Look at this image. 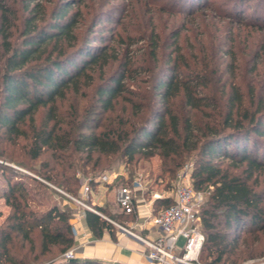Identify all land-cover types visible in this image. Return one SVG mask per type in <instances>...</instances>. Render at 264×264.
Listing matches in <instances>:
<instances>
[{"label": "trees", "instance_id": "trees-1", "mask_svg": "<svg viewBox=\"0 0 264 264\" xmlns=\"http://www.w3.org/2000/svg\"><path fill=\"white\" fill-rule=\"evenodd\" d=\"M41 1L0 0V145L7 143L0 157L42 180L2 167L9 180L2 198L10 212L2 222L0 214V264H105L61 258L74 248L75 236L67 210L58 205L48 184L78 198L83 187L79 168L83 175L89 165L96 172L118 158L138 163L154 157L172 178L193 157V188L211 189L200 210L205 237L200 262L246 264L264 259V192L259 186L264 175V59L257 54L248 70L234 47L226 50L222 45L220 56L204 51L202 44L192 58L179 42L184 28L172 32L176 49L167 56L160 53L161 32L148 42V64L161 65L148 80V105L139 101L145 99L142 95L124 97L129 92L126 81L137 74L135 57L127 51L125 61L115 58L119 70L97 85L88 109L77 104L63 113L59 103L67 92L79 89L92 67H108L111 56L108 48L95 47L79 34L84 15L73 12V5L47 8ZM207 6L205 0H179L171 10L196 19L205 15L202 9ZM253 25L264 31V19ZM145 41L133 39L129 46ZM122 102L130 105L134 120L105 118ZM46 109L37 122L36 115ZM11 147L20 154L9 152ZM45 152L50 159L37 171L30 162ZM96 179L89 180L92 188L99 185ZM173 202L160 199L153 208L163 211ZM94 209L115 220L102 208ZM85 220L95 239L114 229L89 210Z\"/></svg>", "mask_w": 264, "mask_h": 264}, {"label": "rangeland", "instance_id": "rangeland-1", "mask_svg": "<svg viewBox=\"0 0 264 264\" xmlns=\"http://www.w3.org/2000/svg\"><path fill=\"white\" fill-rule=\"evenodd\" d=\"M168 1H170V4H166ZM173 1L174 4L179 2V0H159L157 2L156 0H42L41 2L47 8H53L55 4L63 5L68 3L74 6L73 12L80 11L83 13L84 18L82 17L83 23L80 25L81 29L79 34L84 35V38L87 37L86 40L90 41L95 47L101 49L108 48L111 56L109 58V62H111L109 65H112H108L106 68L103 66L104 64L92 67L81 78L79 89L73 88L67 92L66 98L59 103L60 111L69 113L73 110L74 105L77 106V104L79 105V109H88L94 103L93 100L95 98L93 96L97 85L107 81L108 76L114 75V71L119 70L118 63H114L115 58H122L125 61L128 56L127 51H131L133 57H135L134 70L137 74H135V80L126 81L129 92H126L124 97L134 99L136 98V94L142 95L145 99L139 98V101L143 105H148L151 88L148 80H151L150 76L152 74H157L161 70L160 63L152 62L148 64L147 62L148 58L151 57V47L148 45V42L153 37H157L156 35L161 32L162 45L160 53L167 56L176 49V40L172 32L175 29L184 28L179 42L190 53L192 52V58L194 57V52L198 51L201 46L205 47L204 51L219 53L222 56L224 52L222 50L225 48H222L223 45L226 46V50L234 47L233 50L237 51L244 59L243 64H247L245 69L250 70L252 68L256 61L255 58L257 59L258 57L256 56L257 54L264 59V31L258 26L253 25L255 21H260V18L264 19V0H244L243 3L237 0V2L234 1V5L229 0H205V4L207 3L208 5L207 8L204 7L202 9L205 11V15L203 16L202 13H199L197 16H202L196 19L194 17H186L185 15L173 14L171 10L174 5L171 4ZM202 2L199 1L200 4ZM161 4L164 6L163 9L160 6ZM197 10L199 12L201 9L198 8ZM241 20L247 21L248 23H241ZM82 36L79 37L80 41ZM133 39H145L147 42L145 41V43L142 42L130 47L129 45ZM199 44L202 45L200 46ZM262 81L264 82V79ZM47 111V109L41 110L36 115L37 122L42 120ZM99 116L96 114L95 118L99 120ZM108 116H111V119H115V121L118 117H123L125 120H134V112L130 105L123 102L117 106L115 113L105 114V118H109ZM94 124L93 122L92 126ZM25 143L24 140L20 141L22 145ZM6 144L2 143L0 150L7 148ZM9 152L20 154L19 148L15 147H11ZM49 159L50 154L45 152L38 161L30 162V166L40 171L41 162H47ZM104 166L96 170V172H93L89 165L86 169L87 173L83 175L79 173L83 172V169L81 170L79 168L77 170L83 186L88 184L90 196L91 192H99V189L102 188L107 191V194H109V197L113 201L112 197L116 194L117 189L125 183L132 184L136 178H142L145 191L150 192L149 198H152L153 194L167 199L171 198L170 195L175 190L179 175H188L193 186L191 177L195 168V160L193 157L183 168L177 171L173 178L160 169V160L158 157H154L150 161L141 160L138 163H130L126 158H118L110 162L109 165H106L109 167ZM2 167L23 172L29 176H38L35 172L22 168L4 157H0L1 222L10 212V207L6 206L5 199L2 198V193L7 188L9 182ZM92 177H97L96 181L99 182L100 187L97 185L92 188L89 185V180ZM259 186L262 192H264V175L259 179ZM52 191L56 202L62 206L63 200L60 197H63L64 194L62 195L54 189ZM199 193L203 197V202H205L211 193V189L202 190ZM80 197L81 195L79 193L78 199ZM88 201L89 199L87 203ZM90 207L94 208L91 205ZM116 210L117 212H121L118 208ZM161 210V207H158L156 215ZM132 221H135L134 216L131 218L123 216L122 219L115 218L113 224L115 228L120 227L122 229L125 227L131 231L128 226L131 225L130 223ZM184 243V239H180L178 246L183 247ZM200 263L204 264L203 262ZM246 264H264V259L249 261Z\"/></svg>", "mask_w": 264, "mask_h": 264}, {"label": "built area", "instance_id": "built-area-1", "mask_svg": "<svg viewBox=\"0 0 264 264\" xmlns=\"http://www.w3.org/2000/svg\"><path fill=\"white\" fill-rule=\"evenodd\" d=\"M41 180L40 178L36 177ZM42 181V180H41ZM52 189L64 194L77 202L85 209L94 212L102 218L110 221L87 204L90 196L88 184L82 187L81 197L73 198L71 195L48 184ZM136 190L145 192L142 178H136L131 185L122 186L116 191V203L126 215H132L136 208ZM153 199H161L162 196L152 195ZM173 204L153 215L151 222L157 229V237L149 240L138 236L125 227L124 232L135 236L147 248V258L158 264H201L200 253L205 241L204 234L200 230V210L203 203L202 195L193 188L188 175H179L175 190L173 191ZM74 231V230H73ZM184 239L183 247L178 246L179 240ZM65 261L76 258L75 250L71 249L61 256Z\"/></svg>", "mask_w": 264, "mask_h": 264}, {"label": "crops", "instance_id": "crops-1", "mask_svg": "<svg viewBox=\"0 0 264 264\" xmlns=\"http://www.w3.org/2000/svg\"><path fill=\"white\" fill-rule=\"evenodd\" d=\"M98 187L100 186L98 185ZM149 193L136 190V208L132 215L123 214L116 203V194L112 197V201L107 191L102 188L99 189V192H91L88 204L102 208L114 218L122 219L123 216L127 218L134 216L135 221H132L128 228L138 236L153 240L157 237V229L151 222V218L156 215L153 208L154 202L160 199L149 198ZM170 197L173 199V193ZM60 199L63 200V207L59 203L58 205L67 210L74 230L75 246L73 249L76 259L105 264H158L147 258L148 250L140 240L124 232L120 227L115 228L113 223L114 229L111 232L107 231L101 239H95L86 224L85 212L87 209L65 195ZM116 208L122 213L117 212Z\"/></svg>", "mask_w": 264, "mask_h": 264}, {"label": "water", "instance_id": "water-1", "mask_svg": "<svg viewBox=\"0 0 264 264\" xmlns=\"http://www.w3.org/2000/svg\"><path fill=\"white\" fill-rule=\"evenodd\" d=\"M80 260L79 259H72V260H69L68 262H79ZM88 261H90V260H88Z\"/></svg>", "mask_w": 264, "mask_h": 264}]
</instances>
